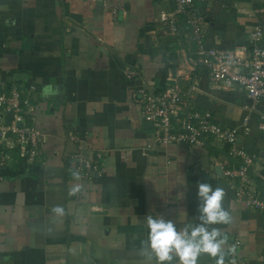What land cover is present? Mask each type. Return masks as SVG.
<instances>
[{"label": "crops", "instance_id": "0c3cea01", "mask_svg": "<svg viewBox=\"0 0 264 264\" xmlns=\"http://www.w3.org/2000/svg\"><path fill=\"white\" fill-rule=\"evenodd\" d=\"M258 6L264 0H194L206 46L250 50L258 27L264 46ZM173 7L172 0H0V92L35 85L33 124L47 140L36 163L15 155L14 167L0 168V264H157L146 255L145 217L178 230L198 224L199 183L225 192L231 222L207 226L228 237L225 261L238 241V257L264 264V214L240 205L222 175L221 166H234L227 146L214 138L205 147L159 144L133 100L143 87L177 83L193 108L239 129L253 169L264 173V99L253 106L242 87L213 85L192 32L159 26L160 12ZM126 65L141 76L127 79ZM77 152L103 153L99 177L76 175ZM198 264L215 260L201 254Z\"/></svg>", "mask_w": 264, "mask_h": 264}, {"label": "built area", "instance_id": "2783aa9c", "mask_svg": "<svg viewBox=\"0 0 264 264\" xmlns=\"http://www.w3.org/2000/svg\"><path fill=\"white\" fill-rule=\"evenodd\" d=\"M172 1L173 10L161 11L158 24L168 28L172 34L181 29L192 32L199 62L207 69L213 85L218 88L242 87L253 106L264 99L262 28L258 27L251 33L250 50L244 46L208 48L203 30L204 18L193 8L194 0ZM260 13H264V7L253 9V14ZM123 75L134 80L141 76V70L137 66L126 65ZM35 88V85H30L27 90H21L12 84L7 92H0V168L14 167L18 160L33 164L40 159L47 140L46 135L33 124L36 104L30 99V94ZM133 100L140 105L143 118L151 125L154 139L159 144L205 147L209 138L223 142L227 146V157L234 166H221L222 175L234 187L237 202L264 214V173L253 169L255 157L241 144L238 128L221 126L210 112L193 108L177 83L158 90L143 87L133 93ZM259 128L264 132V114ZM78 155L81 163L75 168L77 176L96 178L101 175L103 153H93L89 157ZM238 245V241L230 245L225 264H247L237 255Z\"/></svg>", "mask_w": 264, "mask_h": 264}, {"label": "clouds", "instance_id": "9594fccd", "mask_svg": "<svg viewBox=\"0 0 264 264\" xmlns=\"http://www.w3.org/2000/svg\"><path fill=\"white\" fill-rule=\"evenodd\" d=\"M225 196L223 188H212L210 184L199 183L197 198L199 223L178 230L174 222L162 217H145L149 229L146 255L155 254L157 264H170L178 258V264H198L201 254H208L215 264H225L224 245L228 237L217 228L207 226L229 224L231 216L222 206ZM59 211V210H57Z\"/></svg>", "mask_w": 264, "mask_h": 264}, {"label": "water", "instance_id": "95a60500", "mask_svg": "<svg viewBox=\"0 0 264 264\" xmlns=\"http://www.w3.org/2000/svg\"><path fill=\"white\" fill-rule=\"evenodd\" d=\"M246 72H250V68L246 70ZM220 169L217 167V171H219Z\"/></svg>", "mask_w": 264, "mask_h": 264}, {"label": "trees", "instance_id": "16d2710c", "mask_svg": "<svg viewBox=\"0 0 264 264\" xmlns=\"http://www.w3.org/2000/svg\"><path fill=\"white\" fill-rule=\"evenodd\" d=\"M6 91H8V88H7V90Z\"/></svg>", "mask_w": 264, "mask_h": 264}]
</instances>
